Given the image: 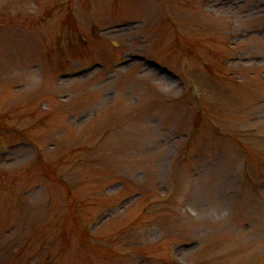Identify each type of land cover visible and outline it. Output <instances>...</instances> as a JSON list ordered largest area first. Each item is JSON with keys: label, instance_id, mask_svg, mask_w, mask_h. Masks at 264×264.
Here are the masks:
<instances>
[{"label": "rangeland", "instance_id": "obj_1", "mask_svg": "<svg viewBox=\"0 0 264 264\" xmlns=\"http://www.w3.org/2000/svg\"><path fill=\"white\" fill-rule=\"evenodd\" d=\"M0 264H264V0H0Z\"/></svg>", "mask_w": 264, "mask_h": 264}]
</instances>
